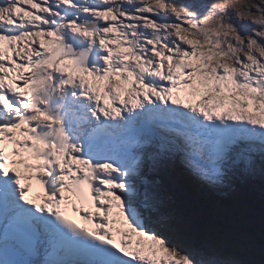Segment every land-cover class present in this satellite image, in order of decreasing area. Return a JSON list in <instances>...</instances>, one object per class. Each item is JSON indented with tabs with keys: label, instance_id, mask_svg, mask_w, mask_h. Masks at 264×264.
Segmentation results:
<instances>
[{
	"label": "snow or ice",
	"instance_id": "snow-or-ice-1",
	"mask_svg": "<svg viewBox=\"0 0 264 264\" xmlns=\"http://www.w3.org/2000/svg\"><path fill=\"white\" fill-rule=\"evenodd\" d=\"M163 175L264 188V0H0V264H264Z\"/></svg>",
	"mask_w": 264,
	"mask_h": 264
},
{
	"label": "trees",
	"instance_id": "trees-1",
	"mask_svg": "<svg viewBox=\"0 0 264 264\" xmlns=\"http://www.w3.org/2000/svg\"><path fill=\"white\" fill-rule=\"evenodd\" d=\"M160 179L168 188L167 196L174 210L194 227L211 233L216 227L222 232L230 229L231 234L250 235L264 244L261 238H264V197L258 189L261 188L258 178L251 187L242 188L246 201L243 208H237L235 199L227 201L221 195L204 191L182 178L170 176L167 181L162 177ZM253 254L256 261L264 258V254Z\"/></svg>",
	"mask_w": 264,
	"mask_h": 264
},
{
	"label": "rangeland",
	"instance_id": "rangeland-1",
	"mask_svg": "<svg viewBox=\"0 0 264 264\" xmlns=\"http://www.w3.org/2000/svg\"><path fill=\"white\" fill-rule=\"evenodd\" d=\"M259 189L261 191V195L264 197V188H262V184H261V188H259ZM219 194L224 195L223 197L227 201L230 199H233V200L235 199L237 201V203L235 201L234 202L236 203L237 208H243V206L246 205V201L243 200L244 197L240 196L239 195L240 191H236V189H234L231 192H224V193H219ZM242 194L244 195L245 192H242ZM229 230L230 229H225V231L222 232L219 227H216L212 230V233L217 234L225 244H229L232 241V237L235 236V234L234 233L231 234L229 232ZM236 233H239V232H236ZM239 236H242L244 238L247 254L248 255L250 254L248 256V258L255 260L253 253L262 254V249H264V244H262L261 242H259L257 240L252 239V237L250 235H247V236L246 235H239ZM261 238L264 239L262 236H261Z\"/></svg>",
	"mask_w": 264,
	"mask_h": 264
},
{
	"label": "bare ground",
	"instance_id": "bare-ground-1",
	"mask_svg": "<svg viewBox=\"0 0 264 264\" xmlns=\"http://www.w3.org/2000/svg\"><path fill=\"white\" fill-rule=\"evenodd\" d=\"M258 180H259V179H258ZM259 188H260V187H259ZM259 188H258V189H259ZM240 189H241L242 192H244V190H243L241 187H240ZM198 191H199V190H198ZM200 192H201V191H200ZM202 192H203V191H202ZM256 194H257V193H256ZM204 195H205V193H204ZM202 196H203V195H202ZM207 196H208V195H207ZM201 198H202V197H201ZM224 199H225V198H224ZM227 199H228V198H227Z\"/></svg>",
	"mask_w": 264,
	"mask_h": 264
}]
</instances>
